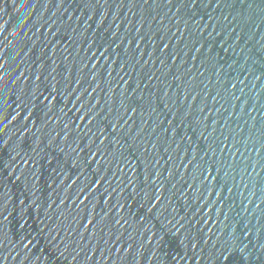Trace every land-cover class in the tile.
Returning a JSON list of instances; mask_svg holds the SVG:
<instances>
[{"label": "water", "instance_id": "obj_1", "mask_svg": "<svg viewBox=\"0 0 264 264\" xmlns=\"http://www.w3.org/2000/svg\"><path fill=\"white\" fill-rule=\"evenodd\" d=\"M0 264H264V0H0Z\"/></svg>", "mask_w": 264, "mask_h": 264}]
</instances>
